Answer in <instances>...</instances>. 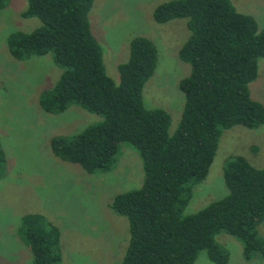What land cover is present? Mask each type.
<instances>
[{
  "label": "trees",
  "instance_id": "16d2710c",
  "mask_svg": "<svg viewBox=\"0 0 264 264\" xmlns=\"http://www.w3.org/2000/svg\"><path fill=\"white\" fill-rule=\"evenodd\" d=\"M23 19L40 26L14 31L6 40L16 61L50 54L62 71L42 90L38 105L58 115L70 106L98 115L101 121L81 132L50 141L55 157L87 174L110 171L121 144L133 147L142 162L140 189L117 194L109 205L128 221V243L120 264H194L205 251L214 264H226L228 252L215 237L225 233L242 246V257L264 264V167L231 156L223 167L227 195L192 215L184 209L193 188L206 177L223 131L235 126L254 130L264 124V106L251 98L249 85L264 59V29L236 11L230 0H172L155 7L152 18L163 24L185 19L189 35L178 51L190 67L179 82L184 104L178 126L169 134L170 115L147 109L142 90L158 59L145 37L129 42L128 59L117 66L119 83L107 75L102 48L92 34L93 0H25ZM10 0H0V10ZM0 143V174L5 164ZM20 239L31 264H58L59 229L38 215L22 217Z\"/></svg>",
  "mask_w": 264,
  "mask_h": 264
},
{
  "label": "rangeland",
  "instance_id": "374dc122",
  "mask_svg": "<svg viewBox=\"0 0 264 264\" xmlns=\"http://www.w3.org/2000/svg\"><path fill=\"white\" fill-rule=\"evenodd\" d=\"M172 0H93L88 18L93 36L102 48L107 75L119 83L117 66L128 59L134 37L151 40L158 53L153 75L142 90L147 109H162L171 118L169 134L178 126L184 97L179 82L190 67L178 51L189 32L185 19L159 24L152 18L156 6ZM237 12L254 18L264 29V0H230ZM25 0H10L0 10V143L5 164L0 174V264H31L32 257L20 239L18 228L27 215H38L59 229L61 259L58 264H120L129 233L126 218L109 205L117 194L140 189L142 162L137 151L121 144L110 171L87 174L78 165L55 157L50 141L81 132L101 121L98 115L70 106L52 115L38 105L39 93L51 87L61 69L50 54L26 61L13 59L6 46L10 33H29L40 26L36 18L23 19ZM250 96L264 106V59L259 60ZM231 156H242L257 168L264 167V124L254 130L235 126L222 132L205 179L193 188L184 209L192 215L228 193L223 167ZM264 238V226L258 227ZM218 245L229 255L226 264H262L260 258L245 261L241 243L220 233ZM194 264H214L201 251Z\"/></svg>",
  "mask_w": 264,
  "mask_h": 264
}]
</instances>
